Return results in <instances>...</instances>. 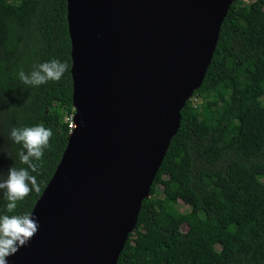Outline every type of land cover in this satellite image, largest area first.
<instances>
[{"label":"trees","instance_id":"trees-1","mask_svg":"<svg viewBox=\"0 0 264 264\" xmlns=\"http://www.w3.org/2000/svg\"><path fill=\"white\" fill-rule=\"evenodd\" d=\"M51 59L67 65L59 81L18 79ZM72 65L68 0H0V175L15 160L5 153L18 147L10 127L53 131L32 173L40 190L14 214L33 211L67 149L77 112ZM180 201L190 209L181 211ZM117 264H264V0H233Z\"/></svg>","mask_w":264,"mask_h":264},{"label":"water","instance_id":"water-1","mask_svg":"<svg viewBox=\"0 0 264 264\" xmlns=\"http://www.w3.org/2000/svg\"><path fill=\"white\" fill-rule=\"evenodd\" d=\"M233 0H68L78 127L9 264H117Z\"/></svg>","mask_w":264,"mask_h":264},{"label":"clouds","instance_id":"clouds-1","mask_svg":"<svg viewBox=\"0 0 264 264\" xmlns=\"http://www.w3.org/2000/svg\"><path fill=\"white\" fill-rule=\"evenodd\" d=\"M66 71L67 65L64 62L51 59L36 64L30 72L26 73L21 69L18 79L24 85L40 86L49 81H59ZM52 135V129L42 123L12 126L7 131L8 140L18 147L14 155L11 149L5 153L9 159H14L15 156V160L6 173L0 175V190H3L0 204L3 209L0 211V264H9L8 258L29 245L39 230V219L34 213H14L18 201L24 200L30 192L40 190L37 176L32 173L37 172L36 162L43 157ZM17 162L26 167H18Z\"/></svg>","mask_w":264,"mask_h":264},{"label":"rangeland","instance_id":"rangeland-1","mask_svg":"<svg viewBox=\"0 0 264 264\" xmlns=\"http://www.w3.org/2000/svg\"><path fill=\"white\" fill-rule=\"evenodd\" d=\"M246 1H251V0H246ZM157 190L159 191V193H160V198L162 199L163 198V196H164V185H159L158 186V188H157ZM179 209L181 210V211H186V210H189L190 208H189V206L188 205H186V204H184L182 201H180V203H179ZM186 227H184V229H185Z\"/></svg>","mask_w":264,"mask_h":264},{"label":"built area","instance_id":"built-area-1","mask_svg":"<svg viewBox=\"0 0 264 264\" xmlns=\"http://www.w3.org/2000/svg\"><path fill=\"white\" fill-rule=\"evenodd\" d=\"M77 122L75 120V117H72L71 120H70V124H69V127L71 128L72 131L76 130L77 128Z\"/></svg>","mask_w":264,"mask_h":264}]
</instances>
